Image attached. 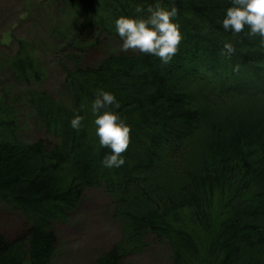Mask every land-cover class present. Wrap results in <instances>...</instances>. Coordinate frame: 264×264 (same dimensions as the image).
<instances>
[{
    "label": "trees",
    "instance_id": "1",
    "mask_svg": "<svg viewBox=\"0 0 264 264\" xmlns=\"http://www.w3.org/2000/svg\"><path fill=\"white\" fill-rule=\"evenodd\" d=\"M157 3L178 9L172 22L183 39L168 64L123 52L115 31L116 19L147 18ZM44 4L58 5L43 12L47 42L39 46L48 51L19 40L0 64L23 87L12 98L0 87V202L16 206L27 226L14 240L0 235V264H50L53 227L69 222L88 188L112 200L121 230L95 264H125L152 235L171 264H264V43L249 39L247 26L237 37L223 29L232 0ZM224 43L236 52L224 55ZM88 50L102 59L84 64ZM51 64L63 74L67 104L38 89ZM100 90L115 96L119 107L107 111L130 128L121 167L102 165L111 150L100 146L91 111ZM20 100L45 138L21 139ZM75 115L83 117L78 131Z\"/></svg>",
    "mask_w": 264,
    "mask_h": 264
},
{
    "label": "rangeland",
    "instance_id": "2",
    "mask_svg": "<svg viewBox=\"0 0 264 264\" xmlns=\"http://www.w3.org/2000/svg\"><path fill=\"white\" fill-rule=\"evenodd\" d=\"M46 0H0V64L4 55L13 54L19 40L37 44H46L49 18L46 13L58 11V5L49 7ZM46 12V13H43ZM63 25V23H60ZM107 53L109 46H102ZM48 51L49 48L39 46ZM51 53V52H47ZM59 55L55 54L52 61L56 62ZM102 52L88 50L84 64L101 60ZM62 69V68H61ZM46 80L38 89H44L53 97L67 104L68 100L62 91L63 74L56 64L47 68ZM8 94H18L23 87L13 84L7 74L0 72V87ZM12 98V97H11ZM14 99V98H13ZM18 113L23 120L22 140L31 142L45 138L44 133L31 121L30 111L25 100H20ZM33 122V123H31ZM112 200L101 188H88L84 191L80 206L67 223L55 224L56 253L50 264H95L101 253L115 244L120 236L119 223L112 218ZM25 220L14 205L0 202V235L8 241L25 233ZM149 245L142 253L128 255L125 264H171L170 250L162 240L150 236Z\"/></svg>",
    "mask_w": 264,
    "mask_h": 264
},
{
    "label": "clouds",
    "instance_id": "3",
    "mask_svg": "<svg viewBox=\"0 0 264 264\" xmlns=\"http://www.w3.org/2000/svg\"><path fill=\"white\" fill-rule=\"evenodd\" d=\"M232 5L226 9L223 29L231 31L233 37H237L247 26V37H259L261 43H264V0H232ZM144 11L145 9L137 6V13ZM146 11L147 18L120 17L115 20V31L122 40L121 50L154 55L163 64H168L177 54L183 39L179 26L172 22L178 9L173 6L171 10H166L157 3ZM235 52L236 48L232 43L223 44L224 55L230 56ZM113 104L119 107L115 96L103 90L97 92L91 104V111L96 116L94 123L99 144L111 150V154L102 160V165L106 168L121 167L124 164L122 154L130 143V128L118 115L107 111ZM82 120V116L75 115L70 126L78 131Z\"/></svg>",
    "mask_w": 264,
    "mask_h": 264
},
{
    "label": "bare ground",
    "instance_id": "4",
    "mask_svg": "<svg viewBox=\"0 0 264 264\" xmlns=\"http://www.w3.org/2000/svg\"><path fill=\"white\" fill-rule=\"evenodd\" d=\"M27 105V104H26Z\"/></svg>",
    "mask_w": 264,
    "mask_h": 264
}]
</instances>
